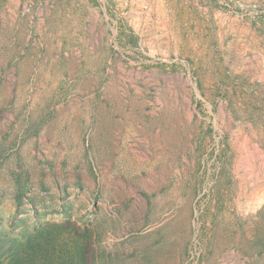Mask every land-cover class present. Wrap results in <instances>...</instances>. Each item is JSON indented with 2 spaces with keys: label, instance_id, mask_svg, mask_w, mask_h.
<instances>
[{
  "label": "rangeland",
  "instance_id": "1",
  "mask_svg": "<svg viewBox=\"0 0 264 264\" xmlns=\"http://www.w3.org/2000/svg\"><path fill=\"white\" fill-rule=\"evenodd\" d=\"M77 253L264 264V0H0V264Z\"/></svg>",
  "mask_w": 264,
  "mask_h": 264
},
{
  "label": "trees",
  "instance_id": "2",
  "mask_svg": "<svg viewBox=\"0 0 264 264\" xmlns=\"http://www.w3.org/2000/svg\"><path fill=\"white\" fill-rule=\"evenodd\" d=\"M78 259H79V254L77 253V254H76V257H73L74 264L76 263L75 260H78ZM67 262H70V260H68ZM16 264H19V262H16ZM43 264H53V261H52L51 258H50V260L44 259V260H43ZM64 264H66V263H64ZM71 264H73V263H71ZM79 264H80V263H79Z\"/></svg>",
  "mask_w": 264,
  "mask_h": 264
}]
</instances>
